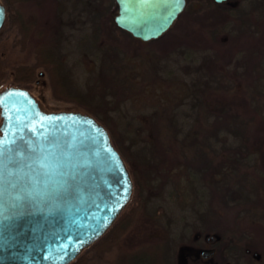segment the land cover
<instances>
[{
    "label": "rangeland",
    "instance_id": "374dc122",
    "mask_svg": "<svg viewBox=\"0 0 264 264\" xmlns=\"http://www.w3.org/2000/svg\"><path fill=\"white\" fill-rule=\"evenodd\" d=\"M198 1L190 0L168 32L149 42L115 25L111 0H19L13 9L26 25V36L7 22L0 31L1 88L11 86L12 68L36 65L42 50L60 58L74 102L55 97L44 67L26 88L45 111L77 110L109 122L113 144L140 184L144 202L134 222L111 250L100 256L87 251V264H117L120 256L148 246H162L169 264H203L185 257L186 248L205 246L206 235L221 237L227 231L242 234L247 249L259 257L253 262L240 248L224 256L216 243V263L264 264V192L254 194L251 207L253 194L247 197L250 186L244 175L249 170L255 183L264 186V124L250 123L242 142L220 131L218 117L208 109H191L192 102H209L216 115L217 98L204 100L205 91L194 84L215 77L202 65L218 53L221 70L233 76V97L247 105L242 117L252 122L255 114L257 123L264 121V0H231L236 6L230 12L227 5L204 9ZM180 105L193 116L177 121L173 112ZM242 143L250 147L248 153L244 146L236 148ZM238 158L248 165L239 172ZM224 163L234 171L207 172ZM242 184L247 188L240 196Z\"/></svg>",
    "mask_w": 264,
    "mask_h": 264
},
{
    "label": "water",
    "instance_id": "95a60500",
    "mask_svg": "<svg viewBox=\"0 0 264 264\" xmlns=\"http://www.w3.org/2000/svg\"><path fill=\"white\" fill-rule=\"evenodd\" d=\"M115 1L116 26L144 42L165 35L187 6V0ZM0 13L1 31L7 17L1 0ZM0 118V147L23 138L35 149L0 174V264H71L132 200L128 165L94 116L45 111L26 87L0 91Z\"/></svg>",
    "mask_w": 264,
    "mask_h": 264
},
{
    "label": "trees",
    "instance_id": "16d2710c",
    "mask_svg": "<svg viewBox=\"0 0 264 264\" xmlns=\"http://www.w3.org/2000/svg\"><path fill=\"white\" fill-rule=\"evenodd\" d=\"M19 0H2V3L8 8V14H7V19L6 22L11 26V27H17L19 28L20 32L23 33V36H26L27 29L26 25L24 24V21L22 20L21 16L18 14V12H15L13 7L16 2ZM192 2V0H191ZM234 7H228L226 11L230 12L233 11ZM215 41L222 44L224 40H219L218 37H215ZM46 51V50H45ZM205 53V52H204ZM40 58L38 60V63L36 65H19L14 68H12V81L10 85L18 86V87H27L30 84L34 83L37 80V70L40 67H44L50 74L51 82L54 85V91H55V97L64 102H74L76 99L68 93L66 90V83L64 80V77L62 76V64L60 62V58L54 57L52 54L50 55H45L44 50L39 53ZM200 55V54H199ZM198 54H196L197 59L199 58ZM192 59L194 58L193 53H189L188 55ZM213 58V59H212ZM212 58H205V61L202 65V67H205L206 71L211 72L213 78H210L209 80H206L204 83L200 82L197 84H194L196 88L202 87L204 93V100L210 101L209 97L211 95L216 97L217 99L215 100L216 103L214 105L215 107V114L211 113V108L209 107L211 103L207 102L206 106L205 104L199 105L198 101L192 102L191 104V109L192 112L194 113L197 108H199V111L201 109V112L203 110H207L210 113V115L214 117H218L219 121L218 122V127L220 131H224L227 133L226 136H234V137H239L242 139L241 141L244 142L247 140V135L251 132L249 131L248 126L250 123L254 127H258L259 125H263L264 121L260 123L256 122V116L253 115L252 117V122L250 119H244L241 114L247 112V105H242L241 102H237L238 97H233L234 96V91H237L234 84L231 82L230 78L233 77L230 72L221 70L220 67V56L217 55ZM108 63V60H107ZM5 78V72L2 70L1 65H0V91L2 90V82ZM127 84V81H125ZM5 87V86H4ZM192 88L189 86V93H192ZM198 90H200L198 88ZM187 91V89H186ZM194 95V93H192ZM196 98L200 101L199 95L197 96L196 94L194 95ZM207 97V98H206ZM188 102V101H186ZM214 103V102H213ZM184 106H187V104H184ZM236 107V108H235ZM190 109V110H191ZM236 109V110H235ZM179 110V111H178ZM240 110L241 112H238ZM180 112V113H179ZM187 113L185 111V107L180 105V107L177 109H174V114L176 116L177 121H181V118H177L180 116H193V113ZM250 112V111H249ZM256 114H259L258 112ZM96 117V116H95ZM105 127L109 126V122L104 121L96 117ZM251 126V129L252 127ZM260 127V126H259ZM111 130V129H110ZM129 132L132 133L135 131L133 126L129 127ZM215 131H216V125H215ZM200 145L201 143H197L195 147L199 148L200 150ZM204 145V144H202ZM243 146L245 149H247V153L249 151V146L246 144L242 143L241 146L236 147L238 149H242ZM117 147V146H116ZM120 153L123 155L121 150H119ZM246 153V152H245ZM224 161V160H223ZM225 162V161H224ZM236 164V170L239 172L240 169L244 167H248L247 164H245L240 158L235 160ZM208 173L209 175H223V174H229L231 173L232 170L227 164H222L220 165V168L213 169L208 167ZM259 173H262L261 170H257ZM246 174L245 178L248 181V184L250 188L247 191V194L249 198V194H253L252 198L248 200V202L253 204L252 201L254 194L255 195H260L262 196V192H264V186L260 184H256L254 181L253 176L251 173H249V170L245 171ZM132 174V173H131ZM207 174V173H206ZM263 176L262 174H260ZM208 176V174L206 175ZM133 182H134V192H133V197L129 205L124 209V211L120 214V216L117 218L115 223L111 226V228L93 245H91L88 249H86L75 261H73L71 264H87L88 257H87V251H93L97 255H101L104 252H107L111 250L114 246L118 245L120 242L121 238L125 235V233L128 231L132 223L134 222L137 214L141 210L144 202V198L142 195V190L140 187V184L138 182L137 176L133 173L132 174ZM240 179V177H239ZM254 182L253 186H251V182ZM241 184V180L240 183ZM243 188H247L245 186L239 185L237 194L240 193V191ZM263 189V190H262ZM243 193H240L239 195L242 196ZM252 201V202H251ZM256 203V202H255ZM251 204V207H252ZM255 205V204H254ZM254 207V206H253ZM245 241L246 238L242 234H237L234 232H224L222 233V236L220 237V241L218 242L220 249L222 248L224 256L227 255V251L230 249H239L240 254L244 255L247 257L249 260L257 259L252 255V250L247 249L245 246ZM162 246H148L145 248H141L135 252L132 253H127L122 256L117 260V264H169L170 261H165L162 257ZM254 262V261H253ZM259 262V261H258Z\"/></svg>",
    "mask_w": 264,
    "mask_h": 264
},
{
    "label": "flooded vegetation",
    "instance_id": "af4514ba",
    "mask_svg": "<svg viewBox=\"0 0 264 264\" xmlns=\"http://www.w3.org/2000/svg\"><path fill=\"white\" fill-rule=\"evenodd\" d=\"M189 3L190 0H187V6L189 5ZM198 3L202 5V8L204 7V9L206 7L209 9V7H212L214 5L217 6L227 5L228 7H234V8L236 6L235 5L236 3H232L231 0H224L223 2H216V0H209V1L200 0L198 1ZM111 6H112L111 8L115 10V16H116L118 13V5L115 0H111ZM7 14H8V8H7ZM197 240H199V236L196 238V241ZM205 240H206L205 246L187 247L184 253L185 257L187 258L189 257L193 261H199L201 263L203 262V264H218L214 261V256L216 254V248L214 245L220 241V237H215L213 235H206ZM208 250H213V254L209 255V252H207Z\"/></svg>",
    "mask_w": 264,
    "mask_h": 264
},
{
    "label": "snow or ice",
    "instance_id": "6c2138e0",
    "mask_svg": "<svg viewBox=\"0 0 264 264\" xmlns=\"http://www.w3.org/2000/svg\"><path fill=\"white\" fill-rule=\"evenodd\" d=\"M34 151L35 149L28 145L23 138H19L12 147H0V174L5 173L9 167L17 168L21 166Z\"/></svg>",
    "mask_w": 264,
    "mask_h": 264
}]
</instances>
